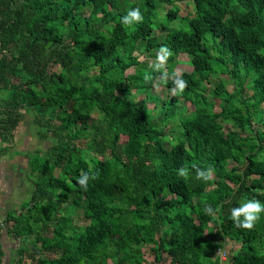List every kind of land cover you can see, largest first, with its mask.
Instances as JSON below:
<instances>
[{"label": "trees", "instance_id": "obj_1", "mask_svg": "<svg viewBox=\"0 0 264 264\" xmlns=\"http://www.w3.org/2000/svg\"><path fill=\"white\" fill-rule=\"evenodd\" d=\"M193 2L159 41L154 0H0L2 128L26 105L53 138L15 217L45 250L31 264H147L145 246L220 264L224 239L231 264H264V0Z\"/></svg>", "mask_w": 264, "mask_h": 264}, {"label": "crops", "instance_id": "obj_2", "mask_svg": "<svg viewBox=\"0 0 264 264\" xmlns=\"http://www.w3.org/2000/svg\"><path fill=\"white\" fill-rule=\"evenodd\" d=\"M10 95V90H0V264H31L33 256L45 250L42 249L41 242L35 241L34 235L17 234L15 217L25 212L23 206L31 201L36 188L31 161L35 157H49L53 138L51 133L46 134V130L37 124L35 109L26 105L19 108L18 123L6 135L2 126L8 118L9 110L3 107ZM12 120H15L14 115L9 119V124ZM221 243L219 251H225L227 256L240 248V244L229 239H224ZM142 251L147 264L171 263V258L165 252L156 261V255L150 246H145ZM220 264L231 263L227 257L226 260L220 258Z\"/></svg>", "mask_w": 264, "mask_h": 264}, {"label": "rangeland", "instance_id": "obj_3", "mask_svg": "<svg viewBox=\"0 0 264 264\" xmlns=\"http://www.w3.org/2000/svg\"><path fill=\"white\" fill-rule=\"evenodd\" d=\"M133 1L140 3L141 0H133ZM154 1L157 3L156 9H157V14H159L158 21L161 23H164L166 26L164 29H160L161 31H157V39L159 41H162L168 37H171L180 28H182V29L187 28V24L179 21V18L181 15L187 13L188 11H190V9H192L193 3H194L193 0H154ZM170 7H180L182 12L180 13L179 17L176 20L168 23L166 18H165V15L160 14V10H166V9H169ZM140 48L141 49L143 48L142 44H141ZM139 55H141V54L139 53ZM152 59L150 58L148 60V62L154 61V58H152ZM141 60L145 61V56L141 55ZM188 61H189V57L187 55L179 56V58L177 60L178 63L175 67V71L177 73H181L184 71H189V72L192 71L193 68ZM163 63H165V62H163ZM167 65L171 66V63H169ZM127 73H135V68H131L130 70H128ZM212 81L213 82L210 86H213L217 80H212ZM228 88L230 91L234 90V86H233L231 81L228 82ZM152 93L158 97H161V98H165L168 95V92H167L166 88L164 87V85L162 84V81L156 82L155 86L152 88ZM250 93H251V91H250ZM137 97H139V98L145 97V93H141L139 95L137 94ZM222 105L223 104L220 101H216L215 110L220 111ZM150 106L153 107V104L151 103ZM187 106H188V110L193 109L190 102L187 103ZM125 139H126L125 137H122L123 142L125 141ZM229 164H231V163H229Z\"/></svg>", "mask_w": 264, "mask_h": 264}, {"label": "built area", "instance_id": "obj_4", "mask_svg": "<svg viewBox=\"0 0 264 264\" xmlns=\"http://www.w3.org/2000/svg\"><path fill=\"white\" fill-rule=\"evenodd\" d=\"M219 256L222 260H226L227 259V253L223 250L219 251Z\"/></svg>", "mask_w": 264, "mask_h": 264}]
</instances>
